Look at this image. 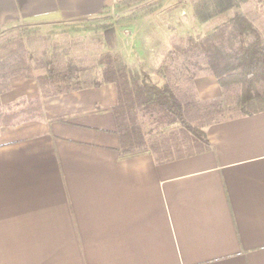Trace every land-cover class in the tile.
I'll return each mask as SVG.
<instances>
[{
  "label": "crops",
  "instance_id": "1",
  "mask_svg": "<svg viewBox=\"0 0 264 264\" xmlns=\"http://www.w3.org/2000/svg\"><path fill=\"white\" fill-rule=\"evenodd\" d=\"M124 1L0 0V32L81 24ZM12 91L40 95L24 77ZM117 101L114 83L72 90L0 128V264H264V110L211 121L207 144L158 160L122 156Z\"/></svg>",
  "mask_w": 264,
  "mask_h": 264
},
{
  "label": "trees",
  "instance_id": "2",
  "mask_svg": "<svg viewBox=\"0 0 264 264\" xmlns=\"http://www.w3.org/2000/svg\"><path fill=\"white\" fill-rule=\"evenodd\" d=\"M131 1L134 0L124 3ZM246 1L203 0L204 7L198 8L199 19L207 21L216 15L225 18L210 31L188 36L177 45L182 59L174 58L172 64L185 71L172 70V66L163 63L156 72L162 82L155 80L142 65L135 67L126 61L117 50L116 27L107 22L100 24L104 50L96 60H91L98 66L96 73H90L89 66L82 65L83 58L71 52L67 56L63 52L39 60L29 54L22 39L17 45L12 42L2 44L0 122L13 126L42 117L46 96L114 83L118 101L111 110L117 120L123 157L153 152L158 160H170L174 158L173 148L180 151L190 141L207 144L206 124L192 123V108L196 107L199 115H207L213 107L221 111L223 106L222 101L216 103L218 99L197 102L196 93H190L194 89V80L202 74L215 76L222 90L234 96V104L230 106V110L236 111L234 115L264 110V34L244 13L242 2ZM211 11L214 14L209 13ZM40 68L45 72L36 74ZM15 77L35 79L40 95L34 98V105L24 109L26 103L19 100L2 103V96L11 91ZM184 83L191 87L186 89ZM175 131L186 134L180 136Z\"/></svg>",
  "mask_w": 264,
  "mask_h": 264
},
{
  "label": "rangeland",
  "instance_id": "3",
  "mask_svg": "<svg viewBox=\"0 0 264 264\" xmlns=\"http://www.w3.org/2000/svg\"><path fill=\"white\" fill-rule=\"evenodd\" d=\"M203 4V0H186L181 3L174 0H134L120 4L115 10L106 11L95 19L82 21L81 24H66L57 29L48 30L36 26L6 29L0 32V45L8 42L17 45L22 39L29 54H32L34 59L39 60L52 58L53 55L63 52V55L67 56L71 52L83 58L82 65L89 66L90 73H96L98 66L95 65V61L92 62L91 60H96L100 52L104 50L101 45L102 30L100 24L107 22L116 27L118 34L117 50L122 54H131L137 58L131 60L129 64L135 67L142 65L143 68L154 73L152 77L155 80L162 82V78L156 75V72L163 63L172 66V70L176 68L179 72L185 71L179 65L174 67L172 64V59L175 58L178 61L182 59V55L178 53L177 45H181L188 36L210 31L224 20L225 17L222 15H216L207 21L199 19L198 8L202 10ZM242 9L264 34V0L242 2ZM209 13L214 14L213 11ZM143 47L148 49L146 52L148 53V60L138 59ZM89 58L90 60H88ZM87 61L90 63L87 64ZM32 62L35 64L34 60ZM35 72L36 74H43L45 70L40 68ZM196 80L200 82L199 86L205 85L208 88L207 93L204 90L200 91L196 85ZM212 82H217L215 77L202 74L194 80V87H192L194 89H191L190 93H196L197 102L218 99L216 103L220 104L222 101L223 108L218 111L220 108L214 109L213 107L209 110L212 111L210 114L199 115L196 107H193L191 115L193 124L204 126L211 121L236 113V111L230 110V106L232 107L234 104V96L224 92L221 87L220 93L219 91L215 92L210 85ZM183 86L186 89L191 87L185 83ZM35 97L33 93L19 94L11 89L2 96V103L8 104L19 100L26 103L25 107H22L26 109L30 104H35L33 102ZM1 127L8 126L0 122ZM174 133H180V136L186 134L179 131Z\"/></svg>",
  "mask_w": 264,
  "mask_h": 264
}]
</instances>
